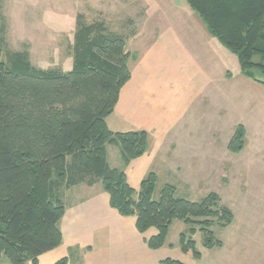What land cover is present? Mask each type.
I'll return each instance as SVG.
<instances>
[{
  "label": "trees",
  "instance_id": "16d2710c",
  "mask_svg": "<svg viewBox=\"0 0 264 264\" xmlns=\"http://www.w3.org/2000/svg\"><path fill=\"white\" fill-rule=\"evenodd\" d=\"M185 1L208 33L238 58L244 76L264 86L254 75L256 70L264 74V63L254 61L264 60V0ZM6 45L0 16V261L38 264L61 246L62 191L80 185L101 184L112 209L136 218L139 233L155 229L147 241L151 250L167 245L176 221L187 227L180 234L183 253L202 258L194 240L198 231L206 249L223 247L212 229L229 228L235 216L217 194L192 202L166 184L156 199V173L136 189L125 172L109 165L108 146L120 149L125 166L149 146L146 131L114 133L107 125L131 80L133 56L123 35L79 20L69 73L37 70L25 52L9 53L6 61ZM247 145V130L238 125L228 150L240 154ZM160 264L184 263L167 258Z\"/></svg>",
  "mask_w": 264,
  "mask_h": 264
},
{
  "label": "rangeland",
  "instance_id": "374dc122",
  "mask_svg": "<svg viewBox=\"0 0 264 264\" xmlns=\"http://www.w3.org/2000/svg\"><path fill=\"white\" fill-rule=\"evenodd\" d=\"M138 1L139 8L135 0H0L7 43L4 60L9 53L25 52L37 70L69 73L74 66L78 21L86 25L99 22L128 40L127 52L146 58L150 65L141 67V73L151 78L163 74L153 82L161 84L163 77L171 80L176 73L190 81L184 90L188 111L179 124L193 132L175 139L177 149L167 168L157 164L153 169L160 178L155 198L166 184L174 185L179 197L192 202L214 193L233 212L235 222L227 229L213 227L222 248L206 249L202 233L197 232L194 240L202 254L198 260L182 252L180 234L187 227L176 221L168 238L170 246L157 250V255L184 264H264V86L244 76L238 58L200 20L194 24L192 19L187 25L158 24L166 22L163 9L173 0ZM162 28L175 33L179 37L176 44L187 51V60L179 66L170 59L153 61L150 57L158 44L156 32ZM185 35L197 37L187 41ZM254 61L264 63L260 56ZM254 75L264 82L260 71ZM237 125L246 128L248 147L232 154L227 147ZM177 166L182 169L178 171ZM0 264L10 263L3 258Z\"/></svg>",
  "mask_w": 264,
  "mask_h": 264
},
{
  "label": "crops",
  "instance_id": "0c3cea01",
  "mask_svg": "<svg viewBox=\"0 0 264 264\" xmlns=\"http://www.w3.org/2000/svg\"><path fill=\"white\" fill-rule=\"evenodd\" d=\"M151 1L156 0H149V4ZM135 2L134 6L138 7L140 2ZM172 3L167 2L169 12L166 11L167 7L163 9L166 22L158 24L163 27L173 24L187 25L192 23V19L194 24L198 20L202 23L186 2L173 0ZM142 9L148 10L144 7ZM158 9L161 7L158 6ZM171 14L178 20L171 19ZM203 26L205 27L204 24ZM156 33L157 39L154 41L158 44L155 45L156 51L150 54L153 61L170 59L175 66H179L181 60H187V51L176 44L179 37L175 33H170L165 28ZM196 37L197 35H185L184 39ZM137 38L138 35L133 40ZM131 54V80L122 89L115 111L107 119V125L114 133L146 131L149 134L148 151L128 166H125L119 148L108 146L107 153L109 165L125 172L130 185L139 189L142 181L157 164L167 168L168 160L177 149L175 139L187 131L191 134L193 130H189L186 124H179L188 111L189 103L184 90L190 87V81L182 80L176 73L170 77L171 80L163 77V83L157 84L153 81H158L163 74L151 78L150 75L141 73V67L145 68L148 64L147 69L150 63L146 62V58L140 59ZM181 169L177 166L178 171ZM61 200L66 209L65 216L59 223L63 242L55 250L42 255L38 264H56L64 258L68 259V264H160L165 260H161L157 250H151L147 244L157 232L149 230L145 234L135 233L133 225L136 227V218L123 217L112 209L110 196L101 184L64 189ZM166 246L170 245L167 243L163 248Z\"/></svg>",
  "mask_w": 264,
  "mask_h": 264
}]
</instances>
